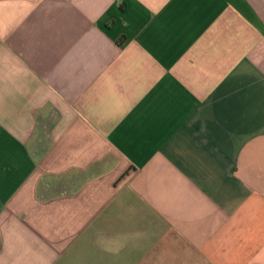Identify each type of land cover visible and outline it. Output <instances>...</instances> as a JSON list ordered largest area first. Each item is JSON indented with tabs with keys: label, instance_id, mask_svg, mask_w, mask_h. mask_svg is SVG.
<instances>
[{
	"label": "crops",
	"instance_id": "crops-1",
	"mask_svg": "<svg viewBox=\"0 0 264 264\" xmlns=\"http://www.w3.org/2000/svg\"><path fill=\"white\" fill-rule=\"evenodd\" d=\"M0 264H264V0H0Z\"/></svg>",
	"mask_w": 264,
	"mask_h": 264
}]
</instances>
